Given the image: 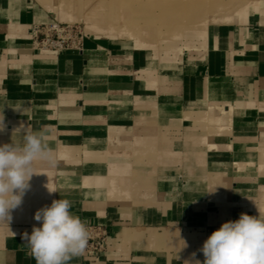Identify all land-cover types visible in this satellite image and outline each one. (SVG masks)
I'll use <instances>...</instances> for the list:
<instances>
[{"label": "crops", "instance_id": "0c3cea01", "mask_svg": "<svg viewBox=\"0 0 264 264\" xmlns=\"http://www.w3.org/2000/svg\"><path fill=\"white\" fill-rule=\"evenodd\" d=\"M55 20L0 0V145L39 133L55 160L34 162L0 221V264H36L25 234L53 200L111 231L68 264H203L222 223L264 216V0L155 47L87 35L83 52L35 49L32 25Z\"/></svg>", "mask_w": 264, "mask_h": 264}, {"label": "clouds", "instance_id": "9594fccd", "mask_svg": "<svg viewBox=\"0 0 264 264\" xmlns=\"http://www.w3.org/2000/svg\"><path fill=\"white\" fill-rule=\"evenodd\" d=\"M3 130L0 119V131ZM37 160L55 164L53 150L39 133L25 134L22 146L0 145V221H10V210L21 204L30 189L29 181L36 174ZM46 187L49 193L56 192ZM71 207L69 200L59 199L35 213L41 226L33 227L25 239L36 264H68L86 250L89 232L80 217L70 211ZM200 251L205 257L203 264H264V216L241 213L237 220L222 223Z\"/></svg>", "mask_w": 264, "mask_h": 264}, {"label": "rangeland", "instance_id": "374dc122", "mask_svg": "<svg viewBox=\"0 0 264 264\" xmlns=\"http://www.w3.org/2000/svg\"><path fill=\"white\" fill-rule=\"evenodd\" d=\"M38 1L51 8L59 21L79 24L87 35L155 47V43L185 41L184 29L185 32L195 31L213 22L232 20L247 6L261 0H184V3L181 0ZM173 3L177 5H173L176 6L175 13L171 9ZM221 8L225 9L218 13ZM170 11L171 15L166 17ZM206 18L208 21L200 24L201 19ZM173 28L181 29V32L172 33Z\"/></svg>", "mask_w": 264, "mask_h": 264}, {"label": "built area", "instance_id": "2783aa9c", "mask_svg": "<svg viewBox=\"0 0 264 264\" xmlns=\"http://www.w3.org/2000/svg\"><path fill=\"white\" fill-rule=\"evenodd\" d=\"M31 36L35 49L83 52L87 34L79 24L55 20L34 23L31 27ZM85 224L89 232V241L84 252L97 255L106 249L111 231L106 225L88 222Z\"/></svg>", "mask_w": 264, "mask_h": 264}, {"label": "bare ground", "instance_id": "6f19581e", "mask_svg": "<svg viewBox=\"0 0 264 264\" xmlns=\"http://www.w3.org/2000/svg\"><path fill=\"white\" fill-rule=\"evenodd\" d=\"M181 2H183L184 3V0H181ZM172 6H171V9H172V11L174 10V13L176 12V10L174 9V8H176V4H171ZM173 5H176V6H173ZM185 6V5H184ZM184 11H185V9H184ZM171 13V11L170 12H168V13H166V17H169V15H171L170 14ZM125 14V13H124ZM172 15H175V14H172ZM165 16V15H164ZM165 17V18H166ZM130 19V18H129ZM149 20V19H148ZM129 22V21H128ZM173 23V22H172ZM126 24V23H125ZM132 24V23H131ZM135 24V23H134ZM182 24H180V26H181ZM113 27V26H112ZM178 28V27H177ZM183 28V25L181 26V29ZM175 28H173V30H172V33H177V32H181V29H180V31H177V29H175ZM141 30V29H140ZM134 31V30H133ZM129 32H132L131 30H129ZM159 32V31H158ZM160 33H161V31H160Z\"/></svg>", "mask_w": 264, "mask_h": 264}]
</instances>
